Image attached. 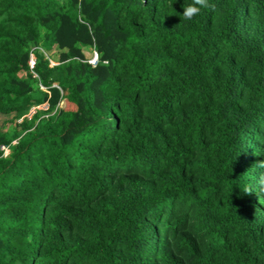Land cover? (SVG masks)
Segmentation results:
<instances>
[{"label":"trees","instance_id":"1","mask_svg":"<svg viewBox=\"0 0 264 264\" xmlns=\"http://www.w3.org/2000/svg\"><path fill=\"white\" fill-rule=\"evenodd\" d=\"M207 4L0 0V264H264V0Z\"/></svg>","mask_w":264,"mask_h":264},{"label":"clouds","instance_id":"2","mask_svg":"<svg viewBox=\"0 0 264 264\" xmlns=\"http://www.w3.org/2000/svg\"><path fill=\"white\" fill-rule=\"evenodd\" d=\"M196 3H198V4H200V5H202V6H205V7H207L208 6V4H207V0H196ZM198 11V9L197 8H194V7H192V6H188L185 10H184V18L185 19H190V18H192V16L194 15V13H196ZM96 52V51H95ZM95 52H94V54H95ZM97 53V52H96ZM98 54V53H97ZM34 63H35V58L34 57H32V59H31V64H32V66L34 65ZM68 101V100H67ZM41 108L40 109H48V105L47 104H45V105H42V106H40ZM45 107H47V108H45ZM36 114V113H35ZM34 114V115H35ZM27 117H28V115H27ZM33 117V116H32ZM29 118V117H28ZM31 119V118H30ZM12 152V151H11ZM10 156V155H9ZM8 156V157H9Z\"/></svg>","mask_w":264,"mask_h":264},{"label":"built area","instance_id":"3","mask_svg":"<svg viewBox=\"0 0 264 264\" xmlns=\"http://www.w3.org/2000/svg\"><path fill=\"white\" fill-rule=\"evenodd\" d=\"M98 58H99V57H98V54L95 52L94 56L92 57V59L89 60V62H90L91 64H93V65H97V63H98ZM40 108H41L40 106L34 107V108L31 110L30 114H28V117H29V118H32V116H33V115L37 112V110L40 109ZM45 108H47V107H45ZM20 121H22V119H21ZM16 143H17L16 140L13 141V144H16ZM1 149H2V151H3V156H4V157H8V156L11 154V148H10V146H8V145H2Z\"/></svg>","mask_w":264,"mask_h":264},{"label":"rangeland","instance_id":"4","mask_svg":"<svg viewBox=\"0 0 264 264\" xmlns=\"http://www.w3.org/2000/svg\"><path fill=\"white\" fill-rule=\"evenodd\" d=\"M91 50L88 51V53L90 54ZM54 53L56 54L57 51H54ZM72 104L70 102H68L67 100H63L60 103V107L66 110H71L72 109ZM0 125H3V127L7 130L11 127V116H5V115H0Z\"/></svg>","mask_w":264,"mask_h":264},{"label":"crops","instance_id":"5","mask_svg":"<svg viewBox=\"0 0 264 264\" xmlns=\"http://www.w3.org/2000/svg\"><path fill=\"white\" fill-rule=\"evenodd\" d=\"M69 102V101H68ZM71 103V102H70ZM73 106H72V109L71 110H73V111H75V110H77V106L75 105V104H73V103H71Z\"/></svg>","mask_w":264,"mask_h":264}]
</instances>
